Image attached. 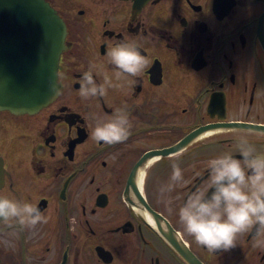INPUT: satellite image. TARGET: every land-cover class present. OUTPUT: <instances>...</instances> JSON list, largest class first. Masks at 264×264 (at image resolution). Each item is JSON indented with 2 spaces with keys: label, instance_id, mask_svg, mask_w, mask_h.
<instances>
[{
  "label": "flooded vegetation",
  "instance_id": "flooded-vegetation-1",
  "mask_svg": "<svg viewBox=\"0 0 264 264\" xmlns=\"http://www.w3.org/2000/svg\"><path fill=\"white\" fill-rule=\"evenodd\" d=\"M46 1L66 26L61 89L34 114L0 109V195L37 203L49 220L23 230L0 222V264H264L254 233L212 254L178 217L207 184L209 159L242 158L238 131L250 130L264 151V0ZM122 40H135L149 61L135 83L117 81L108 62ZM92 63L98 83L107 73L118 87L84 100ZM123 104L128 140L94 141L93 116ZM178 153L184 180L168 205L160 189Z\"/></svg>",
  "mask_w": 264,
  "mask_h": 264
},
{
  "label": "clouds",
  "instance_id": "clouds-1",
  "mask_svg": "<svg viewBox=\"0 0 264 264\" xmlns=\"http://www.w3.org/2000/svg\"><path fill=\"white\" fill-rule=\"evenodd\" d=\"M107 57L115 79L133 78L130 83L136 82L135 78L143 74L149 63L135 40H122L115 44ZM100 74L96 63L90 64L83 72L79 90L82 99L103 97L109 88L118 87L107 73L98 83L95 76ZM52 89L58 92L55 85ZM130 116L127 104L117 108L110 117L94 115L93 140L105 145L124 143L132 134ZM251 135L250 130L237 133V152L242 158H237V153L225 151L209 159L207 184L188 194L178 209L183 231L212 254L235 247L238 238L248 232L254 233L253 247L264 250V151H259L250 142ZM179 156L178 153L173 158L169 182L160 189L168 205L172 200L167 194L184 180L183 169L177 162ZM48 220L37 203L0 195V222L9 227L13 226L11 222H15L21 230L35 229L37 225L47 224Z\"/></svg>",
  "mask_w": 264,
  "mask_h": 264
},
{
  "label": "water",
  "instance_id": "water-1",
  "mask_svg": "<svg viewBox=\"0 0 264 264\" xmlns=\"http://www.w3.org/2000/svg\"><path fill=\"white\" fill-rule=\"evenodd\" d=\"M65 35L63 19L46 0H0V109L34 114L58 96Z\"/></svg>",
  "mask_w": 264,
  "mask_h": 264
},
{
  "label": "rangeland",
  "instance_id": "rangeland-1",
  "mask_svg": "<svg viewBox=\"0 0 264 264\" xmlns=\"http://www.w3.org/2000/svg\"><path fill=\"white\" fill-rule=\"evenodd\" d=\"M33 258H37L36 256H33ZM16 259L19 261L20 258L16 257ZM36 263H40V262H36Z\"/></svg>",
  "mask_w": 264,
  "mask_h": 264
}]
</instances>
